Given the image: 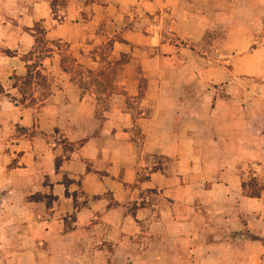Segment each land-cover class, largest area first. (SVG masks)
<instances>
[{"label": "crops", "instance_id": "obj_1", "mask_svg": "<svg viewBox=\"0 0 264 264\" xmlns=\"http://www.w3.org/2000/svg\"><path fill=\"white\" fill-rule=\"evenodd\" d=\"M134 1L131 19L99 14L102 30L66 39L78 54L117 36L154 51L145 92L133 59L122 92L98 94L117 102L105 120L98 95L65 75L36 106L14 102L33 47H0V264H264V97L238 100L236 66L190 50L220 27L214 0H168L162 16ZM262 68L245 81L264 83Z\"/></svg>", "mask_w": 264, "mask_h": 264}, {"label": "rangeland", "instance_id": "obj_2", "mask_svg": "<svg viewBox=\"0 0 264 264\" xmlns=\"http://www.w3.org/2000/svg\"><path fill=\"white\" fill-rule=\"evenodd\" d=\"M156 2L162 6L158 8L157 16L171 13L169 7L163 6L168 0ZM120 6L110 9L107 0H0V47H33L26 57V60H30L26 76L12 78V87H17L16 95L18 91L21 92L19 98H15L14 93L12 100L21 105L23 103V107L34 106V103L36 106L37 95V99L42 100V96L56 90L51 88L52 76L62 79L64 75L70 76L80 89L97 95L103 92L107 94L122 92V85L118 83V79L126 75L127 69L124 66L133 59L140 61L135 73L141 79L142 92H145L147 82L142 77L148 75L152 68L150 61L154 57V51L150 50V47H130L129 43L117 36L87 53L78 54L71 51L72 45L66 40L77 25H81L83 31L75 32L76 39L79 37L84 39L87 33L90 37L96 29L99 30L98 28L102 30L104 25L94 23L95 17L99 14H111L114 17L119 14L131 19L136 11L135 1L126 0L122 5L124 8ZM213 7L219 14L220 27L216 29L214 35L206 38V47H198L197 50L190 47V50L199 58L215 61L221 67L228 68V62H231V66H236L238 100L263 99L262 78L259 76L254 79L256 81H253L252 85L244 78L250 77L249 75L254 77V73H258L261 67L264 70V4L260 0H214ZM55 33L59 36L56 37ZM118 42L121 43V47H117ZM214 42L215 47H209ZM159 49L160 47L157 50ZM156 55L161 61L162 74H165L164 61L169 53L157 51ZM246 57L249 58L248 62L245 60ZM58 62L59 72L56 66ZM64 62L71 67L69 73H65L62 68ZM30 72H33V75L40 72L42 76H35L29 83L30 78L26 77ZM180 72L181 70L178 71ZM61 85L58 84L56 88H60ZM217 87L223 89L224 84ZM224 91L223 95L227 97V88ZM98 101L100 110L97 118L105 120L104 109H111L117 102L99 95ZM128 104L132 107L134 103L128 100ZM35 118L34 114V127ZM21 131L18 128L17 133ZM28 135L30 138L36 137V130ZM55 141L58 146L63 145L66 151L73 150V146L66 145L65 140ZM251 184L250 182L248 185L250 192Z\"/></svg>", "mask_w": 264, "mask_h": 264}, {"label": "trees", "instance_id": "obj_3", "mask_svg": "<svg viewBox=\"0 0 264 264\" xmlns=\"http://www.w3.org/2000/svg\"><path fill=\"white\" fill-rule=\"evenodd\" d=\"M5 53L8 55V56H12V52H10V51H5ZM69 58V57H68ZM30 61V60H29ZM30 67V66H29ZM62 68H63V70H64V72H66V73H69L70 71H71V67H70V65H68V63L67 62H64V63H62ZM37 70V67H35V71ZM35 76H37V77H41L42 75H41V73L40 72H37V73H35V75H33V72H30L29 74H28V76L26 77V78H30V80H28V82L29 83H31L32 82V80L31 79H35ZM26 80V79H25ZM16 87V86H15ZM17 88V87H16ZM1 93H3V89H2V91H1ZM0 93V94H1ZM23 104V103H22ZM252 186V191L250 192V191H248L247 190V185H245L244 184V189L246 190V194H247V196L248 197H251V198H258V197H260V192H261V189L260 188H258L257 187V184H256V182H252V184H251Z\"/></svg>", "mask_w": 264, "mask_h": 264}]
</instances>
